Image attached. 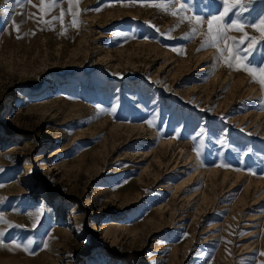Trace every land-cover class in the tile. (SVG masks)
Segmentation results:
<instances>
[{
  "label": "rangeland",
  "instance_id": "374dc122",
  "mask_svg": "<svg viewBox=\"0 0 264 264\" xmlns=\"http://www.w3.org/2000/svg\"><path fill=\"white\" fill-rule=\"evenodd\" d=\"M182 2L0 0V264H264V91Z\"/></svg>",
  "mask_w": 264,
  "mask_h": 264
},
{
  "label": "snow or ice",
  "instance_id": "6c2138e0",
  "mask_svg": "<svg viewBox=\"0 0 264 264\" xmlns=\"http://www.w3.org/2000/svg\"><path fill=\"white\" fill-rule=\"evenodd\" d=\"M5 2L7 3L8 0H5ZM32 2L33 0H28V3ZM65 2L69 4L68 12L74 17L78 16V12L72 11V6H78L80 4V0H39V5L46 6L47 11H51V9L56 8L59 4H63ZM140 2H142V0H140ZM166 3L167 6L163 3L159 5V7L163 8L164 11H168L169 7L174 8L176 4H179L181 11L190 10L189 6L186 3H183L182 0H166ZM209 3L223 5V11L219 15L212 14L210 15V18L207 19V40L203 46L215 47L220 54V58L223 59L228 68L236 71L243 70L247 72L252 77L253 82L259 84L261 90L264 91V56H262L258 62L260 65L259 67L253 66V60L250 59L258 50V47L264 50V44H262V42H264V18L259 20V25L255 22L249 25L261 33L260 37L257 38L255 36H249L245 31V25L243 23L234 19L230 22L226 20L231 8L235 6L234 4H230V0H209ZM33 6L36 7L37 5L34 4ZM205 6L207 7V5ZM171 14L176 15L177 13L173 11ZM190 19L193 20L196 25L192 28V34L195 35L198 31H200L199 26H202L205 23V18L200 15H194ZM14 26L18 31V25ZM73 26H76V21L73 22ZM231 30H234L237 33H242V36L240 38L230 36L229 31ZM156 31L159 32V29L157 28ZM116 35L120 36L122 33L118 32ZM173 50L175 51V49ZM241 53H243V55H241ZM113 111H115V109H113ZM193 139H195V137H193ZM221 143H223V141H221ZM218 166L227 167V165ZM38 215L39 213L37 216ZM0 223H5L8 224L9 227H12L10 222L5 219L2 213H0ZM4 234V231L0 230V237H3ZM31 243L32 241H29V244ZM0 247L7 248L8 245L0 239ZM14 247L20 248L21 246L18 243H14ZM260 255L264 256V252L260 253Z\"/></svg>",
  "mask_w": 264,
  "mask_h": 264
}]
</instances>
